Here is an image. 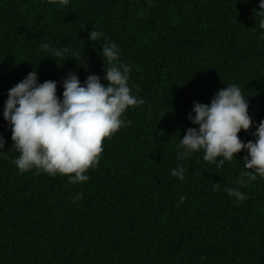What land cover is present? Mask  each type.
I'll return each mask as SVG.
<instances>
[{
	"label": "trees",
	"instance_id": "1",
	"mask_svg": "<svg viewBox=\"0 0 264 264\" xmlns=\"http://www.w3.org/2000/svg\"><path fill=\"white\" fill-rule=\"evenodd\" d=\"M258 4L0 0V264H264V178L236 183L251 171L243 167L247 153L219 168L203 160V151L177 158L179 141L195 127L187 119L193 102L209 104L231 84L240 86L253 119L238 137L255 140L264 120ZM92 30L103 36L91 42ZM106 41L121 49L132 93L144 100L123 114L131 123L102 142L87 182L34 169L18 174L11 126L2 116L7 91L33 70L38 83L58 82V97L69 73L81 84L89 75L106 84L100 56ZM42 43L66 46L71 57L50 58ZM178 166L182 181L171 175ZM229 187L247 199L229 196ZM78 193L83 199L73 203Z\"/></svg>",
	"mask_w": 264,
	"mask_h": 264
},
{
	"label": "clouds",
	"instance_id": "2",
	"mask_svg": "<svg viewBox=\"0 0 264 264\" xmlns=\"http://www.w3.org/2000/svg\"><path fill=\"white\" fill-rule=\"evenodd\" d=\"M59 2L66 6L70 0ZM258 7V13L264 16V0H259ZM260 28L264 29V19ZM102 36V32L92 30L88 38L95 42ZM101 48L106 84L97 75L87 76L81 84L76 74L69 73L59 82L63 92L58 97V82L38 83L37 72L33 70L7 91L2 116L11 126L13 149L18 153L12 163L18 174L34 169L36 174L68 176L72 184L87 182L88 170L100 164L102 142L131 123L122 119L123 114L144 103L129 86L131 66L121 61V49L115 42L106 41ZM41 49L53 59L71 57L66 46L53 48L42 43ZM248 108L247 98L236 84L219 90L209 104L194 101L187 119L195 127L188 128L179 141L177 158L184 160L203 151V160L219 168L244 150L247 155L243 167L251 171L243 172L236 183L245 186L257 176L264 178V120L252 133L254 141L244 142L238 137V133L248 132L253 124ZM4 147L5 141L0 137V150ZM171 175L182 181L185 169L178 166ZM214 188L219 191L221 185L217 183ZM224 191L237 201L247 199L238 188ZM82 199L83 193H78L73 203ZM185 200V196L179 197L180 203Z\"/></svg>",
	"mask_w": 264,
	"mask_h": 264
}]
</instances>
